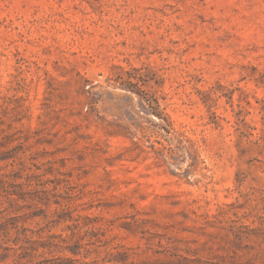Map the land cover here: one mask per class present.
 <instances>
[{"label":"rangeland","instance_id":"1","mask_svg":"<svg viewBox=\"0 0 264 264\" xmlns=\"http://www.w3.org/2000/svg\"><path fill=\"white\" fill-rule=\"evenodd\" d=\"M0 264H264V0H0Z\"/></svg>","mask_w":264,"mask_h":264}]
</instances>
